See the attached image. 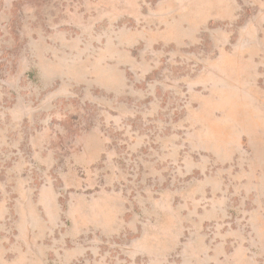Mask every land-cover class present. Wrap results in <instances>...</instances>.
I'll return each mask as SVG.
<instances>
[{"label":"rangeland","instance_id":"1","mask_svg":"<svg viewBox=\"0 0 264 264\" xmlns=\"http://www.w3.org/2000/svg\"><path fill=\"white\" fill-rule=\"evenodd\" d=\"M0 264H264V0H0Z\"/></svg>","mask_w":264,"mask_h":264},{"label":"bare ground","instance_id":"2","mask_svg":"<svg viewBox=\"0 0 264 264\" xmlns=\"http://www.w3.org/2000/svg\"><path fill=\"white\" fill-rule=\"evenodd\" d=\"M233 116V118H237L239 115H237V114H233L232 115ZM247 119H243V123H242V127L243 128H246L247 130H252L251 128H252V126H253V124L254 123H256V121L253 119V117H246ZM257 130H258V128L256 129L255 128V130H253V132L255 133V135H254V137H256L257 135Z\"/></svg>","mask_w":264,"mask_h":264}]
</instances>
